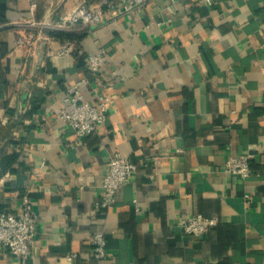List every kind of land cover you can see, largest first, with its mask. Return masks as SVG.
Masks as SVG:
<instances>
[{"label": "crops", "instance_id": "0c3cea01", "mask_svg": "<svg viewBox=\"0 0 264 264\" xmlns=\"http://www.w3.org/2000/svg\"><path fill=\"white\" fill-rule=\"evenodd\" d=\"M34 1L31 13L28 1L0 0V163L17 172L0 179V212L17 209L19 191L36 216L33 257L0 250V264H264V0H152L91 31L66 21L79 0ZM31 21L69 29L105 66L54 57L62 41L49 30L18 47ZM82 80L86 103L111 101L106 124L79 141L60 112ZM244 154L246 182L225 172ZM117 155L137 173L99 208ZM197 214L218 225L193 239L181 225Z\"/></svg>", "mask_w": 264, "mask_h": 264}, {"label": "built area", "instance_id": "2783aa9c", "mask_svg": "<svg viewBox=\"0 0 264 264\" xmlns=\"http://www.w3.org/2000/svg\"><path fill=\"white\" fill-rule=\"evenodd\" d=\"M30 2V12L34 13L37 3L34 0H17ZM152 0H96L88 4L86 0H79V5L71 10L66 21L71 25H80L83 30L92 29L103 24L106 16L118 18L128 15L134 11L146 7ZM209 6L213 5L212 0H207ZM29 32L20 36L16 41L18 47L25 44H32L37 39H43V32L61 31L69 29L62 28L47 21H31L27 24ZM38 32V33H37ZM85 57L92 72L97 73L106 64L104 52L101 50L95 55L85 52L71 41H62L61 48L52 52L54 57H69L74 54ZM85 80L71 85L66 91L64 106L60 112L61 119L67 124L77 138L82 141L85 138L97 133L99 127H103L108 119V106L110 97L104 93H98L93 104L85 102L82 88ZM252 155L244 154L238 157H231L226 161L225 172L231 176L246 182L252 175ZM107 175L102 182L104 192L103 200L99 208L109 209L116 200L118 190L128 185L135 174L137 166L126 157L119 155L112 158L108 163ZM19 195L20 204L14 212H0V250H3L11 257L17 259L31 258L34 255L36 238V216L29 196L25 193ZM250 200V196H244ZM218 225L217 218H206L202 215H195L181 225L182 232L193 239L204 238L211 230ZM94 248L93 258L103 260L107 256L106 237L103 232H97L91 239ZM75 257V256H74Z\"/></svg>", "mask_w": 264, "mask_h": 264}, {"label": "trees", "instance_id": "16d2710c", "mask_svg": "<svg viewBox=\"0 0 264 264\" xmlns=\"http://www.w3.org/2000/svg\"><path fill=\"white\" fill-rule=\"evenodd\" d=\"M88 2H92L94 0H87ZM50 36L52 38H55V39H58V40H61V41H71V42H74L77 44V46L79 47L78 43H79V40H80V36L74 34V33H70V32H49ZM11 162H12V159L7 157L5 158L1 163H0V166H1V172H0V179L2 177V175L6 172V169L8 168L9 169V172L11 174H16L17 172L13 169H11ZM15 193H18L20 195H23L25 193L23 192H17L15 191Z\"/></svg>", "mask_w": 264, "mask_h": 264}]
</instances>
